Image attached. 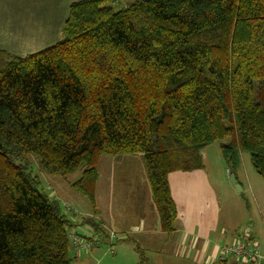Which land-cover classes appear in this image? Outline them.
I'll list each match as a JSON object with an SVG mask.
<instances>
[{
    "label": "trees",
    "instance_id": "16d2710c",
    "mask_svg": "<svg viewBox=\"0 0 264 264\" xmlns=\"http://www.w3.org/2000/svg\"><path fill=\"white\" fill-rule=\"evenodd\" d=\"M113 3H72L60 41L38 53L0 49V264L73 261L70 220L32 160L43 175L80 173L70 189L95 216L99 158L140 155L165 233L168 177L202 170L209 145L228 139L233 174L246 153L264 179V0Z\"/></svg>",
    "mask_w": 264,
    "mask_h": 264
},
{
    "label": "rangeland",
    "instance_id": "374dc122",
    "mask_svg": "<svg viewBox=\"0 0 264 264\" xmlns=\"http://www.w3.org/2000/svg\"><path fill=\"white\" fill-rule=\"evenodd\" d=\"M111 5L114 11H118L114 3ZM228 142V139L216 142L202 150L203 170L189 174L174 173L168 177L173 199L180 212L185 214L184 223L180 224L178 219L175 224L185 225V233L195 235V239L201 232L210 234L208 239L219 247L229 243L227 241L236 232H246L251 227L253 235L258 237L260 254L264 255V179L254 170L249 155L242 153L234 172L236 184L242 188V192H236L230 185L228 165L219 151L220 144ZM27 170L39 178L38 190L62 206L63 214L66 211L63 205L71 209L73 214H65L70 220L69 235L92 237L90 234L93 233L88 232L92 227L80 223L83 220L81 214H89L90 208L83 197L70 189V184L78 180L80 173L67 178L43 175L33 160ZM97 175L101 219L106 226L111 227L106 233L120 238L115 245L116 250L112 246V251L107 246H100L105 239L103 236H100L101 242L91 249V255L81 253L75 258L74 251L70 249V257L74 258L72 264H109L108 258L113 257L118 258L119 264H139L140 257L135 252V246L140 244L130 227L138 225L141 213L150 231L156 227L150 194L148 188L144 187L146 183L143 181L145 177L141 157L133 155L117 159L101 156ZM139 206L141 209H138ZM221 230H225L226 234L219 238ZM182 236L178 234L172 241V237L165 235L157 247L145 249L140 245L146 258L143 264H197L190 257L188 260L179 258L177 242Z\"/></svg>",
    "mask_w": 264,
    "mask_h": 264
},
{
    "label": "crops",
    "instance_id": "0c3cea01",
    "mask_svg": "<svg viewBox=\"0 0 264 264\" xmlns=\"http://www.w3.org/2000/svg\"><path fill=\"white\" fill-rule=\"evenodd\" d=\"M78 1L81 0H0V49L12 55L23 57L26 55L38 53L44 49H47L55 45L61 39V32L68 17L69 6L72 3ZM134 1L136 0L133 1L114 0V5L118 8V10H123L126 9L129 6V4ZM183 174H189V173H183ZM143 181L146 183L144 187L145 189L148 188L150 198L152 201L149 185L147 184L145 178ZM169 189H170L171 197L173 199L170 185H169ZM240 192H242V188ZM95 203L97 208V214L95 216L92 214V212H89V214L87 213L81 214L82 216L81 218L83 220L80 223H82L83 225L84 221L92 220L94 225H97L99 229L103 232L100 236H103V238H105L104 242L101 243L100 246H107L108 248H110L111 251L113 246L116 250L115 245L119 241L118 239L120 237L119 238L115 237L112 240L108 238V234L106 232L110 231L111 227L109 228L108 226H106L104 221L101 219V210L99 209L98 200H97V183L95 189ZM152 206H153L152 211H154V215H155L153 217L156 222V227L153 228L152 231H150L149 228L147 227L149 225L145 223L142 213L140 214V221L138 225H136L135 227H130V231L135 234V238L138 241V244H140L143 248L145 249L152 248L155 245L157 247L159 240L162 239V237H164L165 235L172 237L171 240L173 241L175 237L179 234L180 236L183 235L180 241L177 242V250H178L179 258L188 260L190 257L191 259H195L197 264H206L207 260L215 255V253L217 252L216 249L219 248L220 245L218 246L217 244L214 245L215 244L214 241L208 239L210 234L205 235V232L204 233L201 232L197 235V238L195 239L194 238L195 235L185 233V225H180L185 221V214L184 212L182 213L180 212L177 204H176L177 206L176 221H178L179 219L180 224L179 225L175 224L176 227L174 225V230L171 233H165L161 231L159 226L158 216L155 207L153 205V201H152ZM138 209H141V206H139ZM65 214L69 215L66 211ZM84 225L87 226L86 224ZM89 225L92 228L88 230V232L94 234V226L91 224ZM248 230L250 232V235L252 236V238L256 240L260 248L258 237L253 235L251 227H249ZM212 234H214V232ZM219 234H220L218 236L219 238L225 236L226 234L225 230H221ZM234 237L236 238V235ZM234 237H230V240L227 241L229 243L227 244L233 243L235 241ZM135 245H137V243H135ZM140 245L135 246V252L138 255L139 253L143 254L142 250H144L143 248L140 247ZM72 251L74 250L72 249ZM90 252L92 254L93 250L84 253H87L88 255ZM74 253H75L74 257L78 258L77 256L79 254H77L75 251ZM262 256L264 257V255ZM105 259L106 258H104V260ZM108 262L109 264H119L117 257L108 258ZM80 264H84V262H80Z\"/></svg>",
    "mask_w": 264,
    "mask_h": 264
},
{
    "label": "built area",
    "instance_id": "2783aa9c",
    "mask_svg": "<svg viewBox=\"0 0 264 264\" xmlns=\"http://www.w3.org/2000/svg\"><path fill=\"white\" fill-rule=\"evenodd\" d=\"M63 207L68 214H73L68 206ZM90 235L92 237L68 234L71 249L81 254L90 251L101 242L100 235ZM235 235V241L217 248L215 255L208 259L206 264H264V257L260 254V248L249 230L236 232ZM108 238L112 240L115 237L110 235Z\"/></svg>",
    "mask_w": 264,
    "mask_h": 264
},
{
    "label": "water",
    "instance_id": "95a60500",
    "mask_svg": "<svg viewBox=\"0 0 264 264\" xmlns=\"http://www.w3.org/2000/svg\"><path fill=\"white\" fill-rule=\"evenodd\" d=\"M228 174H229V179H230V185L233 186L235 188L236 192L239 193L241 191V189L236 184L235 176L233 174V169H232L231 165H228Z\"/></svg>",
    "mask_w": 264,
    "mask_h": 264
}]
</instances>
